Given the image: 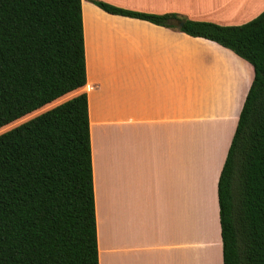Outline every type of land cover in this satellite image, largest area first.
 I'll return each mask as SVG.
<instances>
[{
  "label": "crops",
  "instance_id": "crops-1",
  "mask_svg": "<svg viewBox=\"0 0 264 264\" xmlns=\"http://www.w3.org/2000/svg\"><path fill=\"white\" fill-rule=\"evenodd\" d=\"M220 25L264 0H99ZM99 264H223L218 180L253 78L232 50L81 0ZM68 95V96H71Z\"/></svg>",
  "mask_w": 264,
  "mask_h": 264
},
{
  "label": "trees",
  "instance_id": "trees-1",
  "mask_svg": "<svg viewBox=\"0 0 264 264\" xmlns=\"http://www.w3.org/2000/svg\"><path fill=\"white\" fill-rule=\"evenodd\" d=\"M103 10L232 50L253 78L218 180L223 264H264V10L237 25ZM86 84L81 0H0V128ZM0 264H99L86 92L0 134Z\"/></svg>",
  "mask_w": 264,
  "mask_h": 264
},
{
  "label": "rangeland",
  "instance_id": "rangeland-1",
  "mask_svg": "<svg viewBox=\"0 0 264 264\" xmlns=\"http://www.w3.org/2000/svg\"><path fill=\"white\" fill-rule=\"evenodd\" d=\"M68 97H69L68 95L67 96H64V97H62V98L54 101L51 104H48V105H46V106H44V107H42V108H40V109H38V110H36L34 112H31V113H29V114H27V115H25V116L17 119L16 121H14L12 123H9L8 125H5L4 127L0 128V134L2 132H4V131L9 130V129H11V128L17 126V125H19L20 123H22V122H24V121H26V120H28V119H30V118H32V117L40 114L41 112H43V111H45V110H47V109L55 106L56 104L62 102L63 100L67 99Z\"/></svg>",
  "mask_w": 264,
  "mask_h": 264
},
{
  "label": "water",
  "instance_id": "water-1",
  "mask_svg": "<svg viewBox=\"0 0 264 264\" xmlns=\"http://www.w3.org/2000/svg\"><path fill=\"white\" fill-rule=\"evenodd\" d=\"M182 23H183V21H178V22H177V25H178V26H181Z\"/></svg>",
  "mask_w": 264,
  "mask_h": 264
}]
</instances>
